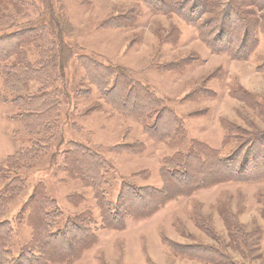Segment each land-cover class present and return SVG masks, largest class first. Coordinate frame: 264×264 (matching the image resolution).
Wrapping results in <instances>:
<instances>
[{
	"label": "rangeland",
	"instance_id": "374dc122",
	"mask_svg": "<svg viewBox=\"0 0 264 264\" xmlns=\"http://www.w3.org/2000/svg\"><path fill=\"white\" fill-rule=\"evenodd\" d=\"M255 1L261 5L264 0ZM19 7L22 12L11 4H2L0 15H10L7 21H16L23 30L34 27L40 14L62 21L68 29L63 37L67 58L56 80L61 63L52 56L51 43L41 44L40 39L17 47L16 40L1 37L4 26L0 30V66L3 63L13 69L15 75L10 79L18 80L20 75L23 79L33 68H42L27 92H43L45 99H57L53 108L56 114L44 107L19 113L16 97L22 89L5 85L0 71V177L14 176L16 184L11 188L15 191L8 193L14 200L0 206V222L9 220L14 228L9 235L5 233V244L13 252L14 261L230 264L229 256L236 262L264 264V168L259 174L253 171L248 174L253 175L240 179L219 173L211 178L201 175L202 180H196L193 167L191 183L179 186L175 195L169 194L162 172L163 160L178 151H189L193 142L227 155L235 152L242 138L251 136L250 131L259 129L258 135L264 136V34H258L259 44L249 58L240 60L212 52L197 27L177 13L156 14L140 0H25ZM249 9L257 15L262 13L258 6ZM129 10L133 13L128 14ZM128 20L135 22L129 24ZM172 26V34L179 32L177 42L162 44L160 30L167 34ZM4 29L9 30L8 25ZM186 56L195 57V61L182 72L163 68ZM26 64L30 69L17 73ZM106 74L113 75L106 89L113 88L117 77L128 81L124 87L123 80L117 85L118 95L126 90L137 100L143 92L136 87L147 91L154 100L153 107L146 111L151 117L138 121L107 102L99 87V80ZM200 87L205 89L204 95L186 97ZM246 91L254 95V102L243 99ZM123 104L134 108L131 103ZM158 109L180 118L183 133H168L163 120L158 136L147 132L145 125L155 121ZM229 135L234 136L227 141ZM81 142L96 148L115 167L111 184L106 187L109 199L117 202L118 189L125 182L138 185L139 193L146 194L140 204L137 198L127 201V197H120L118 220L103 223L92 190L67 175L66 157L75 155ZM118 143L131 145L134 150L112 151ZM79 161L75 168L81 178L87 173ZM74 193L83 194L90 203L73 208L69 197ZM34 194L40 199L48 195L55 198L63 218H73L78 209L86 207L95 221L69 231L71 235L62 241L71 243L61 247L62 251L56 252L63 245L55 241L58 247L42 255L32 246L38 235L27 222V201ZM255 230L262 236L258 245L249 236Z\"/></svg>",
	"mask_w": 264,
	"mask_h": 264
},
{
	"label": "trees",
	"instance_id": "16d2710c",
	"mask_svg": "<svg viewBox=\"0 0 264 264\" xmlns=\"http://www.w3.org/2000/svg\"><path fill=\"white\" fill-rule=\"evenodd\" d=\"M146 4L149 9L156 14H171L177 13L179 16L185 18L188 22L194 24L197 27L199 36L202 41L207 45V47L214 53H227L233 59L244 60L249 58V56L255 51L259 44V33L264 34V1L259 5V2L255 0H140ZM7 2V3H6ZM25 0H0V5L5 4L6 7L11 4L14 9H18L17 12H22V7ZM258 6L262 9V13L257 15L255 11L249 9ZM26 6H24L25 8ZM133 13L132 10L128 11V14ZM135 16V13H134ZM10 15L1 16L0 15V30L1 27L8 25L9 30H5L3 27V32L1 37L3 39H14L16 40L17 47L28 42L38 43L41 40V44L51 43L54 46L51 52L52 56H55L56 62L60 63L57 65V73L55 75V80L57 74L60 73L62 68V63H64L67 56H65V44L63 37L65 39V32L68 26L60 20L54 18H48L43 14L35 19L36 23L34 27L30 30H23V28L16 26V21L9 20ZM13 22V23H12ZM129 24H133L135 21L128 20ZM137 22V18H136ZM11 24V25H10ZM119 27L123 26V23L117 22ZM174 26H172L171 32L164 34L160 30L158 36L162 44H172L178 40V33L172 34ZM53 36V38L51 37ZM16 53V52H15ZM62 58V62L61 59ZM195 57L186 56L184 58H178L174 61L163 65L164 69L182 72L181 70L192 63H194ZM264 63V61H263ZM3 64L0 66L1 77H4L5 85L9 87L20 88L21 91L17 92L16 97V107L19 109V113H30L32 109L38 110L40 107H44L51 114H56V110L53 109L55 102L50 99H45V96H41L43 92L28 93L30 83L36 81L37 76L42 72V68H33L32 73L18 80L10 79L15 72L12 68H5ZM264 65V64H263ZM5 68V69H3ZM30 66L28 64L20 67L17 73L21 74L25 70H29ZM263 69V68H261ZM115 74V73H113ZM120 74V73H119ZM111 75H105L99 81V87L102 89V95L105 100L115 106H119L125 114L137 119L138 121H144V119H149L151 116L146 114L148 109H151L154 105V100L147 96V91H143L141 87H136V90L143 92V97L140 99H133L131 93H127L126 90L120 92V95L116 94L117 85L123 80L127 84V80L124 77H117L113 88H105V86L111 85L112 80ZM119 76V75H117ZM53 80V79H52ZM54 81V80H53ZM17 84V85H16ZM18 91V89H14ZM239 90L236 89L235 92ZM25 91V92H24ZM205 89L199 88V90L193 91L187 98H194L197 95H204ZM89 95V94H88ZM87 95V96H88ZM243 99L251 100L254 102V95L251 93L244 92ZM134 100V103H132ZM123 102H128L133 105L134 108H129L123 104ZM100 106V104H97ZM260 106V105H258ZM49 112L47 114H49ZM168 110L157 111V116L155 121L152 123H146V131L153 136H158L160 121L163 120L167 122L168 133L171 131L176 134L183 133L182 128L183 122L179 118H174L173 115L169 113ZM252 122L255 123L254 120ZM231 131V129H228ZM252 138H242L239 145L236 146L234 153H229L227 155L221 154L220 150L217 148H209L201 143L193 142L192 147L189 151H178L176 154L163 160V175L166 179V186L169 189V194H177L176 190L179 186L183 184L191 183L190 180V170L194 167L196 173V180H202L210 176H216V174H226L229 176H234L235 179H240V177H249L253 174H259L260 169L264 168V136L258 135L259 129L250 131ZM255 133V134H254ZM234 136V135H233ZM233 136L229 135L227 141ZM263 145V146H262ZM79 150L76 154L66 157V167L65 170L69 178L79 180L86 188H90L94 195L95 204L99 211L102 213L101 221L108 222L111 219H120V207L121 202L120 197L128 198L127 201L131 199H136L137 203H141V199L146 194L139 193L138 185H132L133 183H123L118 189V200L115 203L114 200L109 199V194L106 189L107 186L111 184V180L114 176L115 167L108 157L101 154L96 148L89 147L84 143L78 145ZM142 146V144H140ZM263 149L261 150V148ZM134 150V147L127 144L118 143L112 147V151L117 153L130 152ZM20 155V154H19ZM253 161L248 164L250 159ZM263 158V161H260ZM80 159L79 164L85 168L86 175L81 178L77 175V169L75 168L76 160ZM259 161V162H258ZM241 162V164H240ZM196 165V167H195ZM209 171V172H207ZM255 171V172H253ZM248 175L249 173H252ZM202 175V176H201ZM247 175V176H246ZM1 176V174H0ZM14 176H8L5 179L0 177V206H7L14 200L12 197L11 188L15 187V181L12 180ZM134 186V187H133ZM92 195V196H93ZM44 196L40 199L36 194L31 196L27 201V222L31 230H33L38 235V241L35 242L39 252L42 255H47L50 252V248L58 247L55 241L59 244L61 243L59 249L56 252L62 251L61 247H68L71 243L70 241H62L66 237L70 236L73 230L83 227L87 222L95 221V218L89 214V212L84 209L77 210L73 218H63V213L58 205V201L51 197L50 195ZM69 202L73 208L79 206L80 204H85V202L90 203V200L86 201V197L81 193H74L69 197ZM132 202V201H131ZM129 203V202H128ZM130 206V205H129ZM1 211V210H0ZM143 214V213H142ZM147 214V213H146ZM3 217L0 219L2 220ZM59 223L64 226L63 228H58ZM11 222L9 220L0 222V264H17L14 261V254L10 247L5 244V233L8 235L13 232L14 228L11 227ZM207 226H210L207 224ZM39 228L41 229V241L39 238ZM69 231H71L69 233ZM259 232V233H258ZM250 233V232H248ZM247 234V233H245ZM259 234V235H258ZM249 236L255 238V245L261 242L262 236L259 230L250 233ZM67 242V245H66ZM32 243V242H31ZM31 243H29L31 245ZM31 246V247H32ZM33 248V247H32ZM53 252V251H52ZM46 260L51 261L49 257ZM230 264H250L239 261H234L231 257L227 258ZM32 262L35 264L34 260ZM63 262V261H62ZM25 263H29L25 259ZM49 264V263H46Z\"/></svg>",
	"mask_w": 264,
	"mask_h": 264
}]
</instances>
